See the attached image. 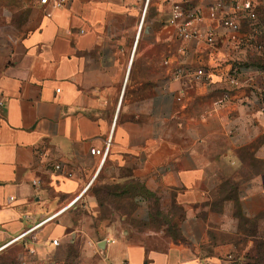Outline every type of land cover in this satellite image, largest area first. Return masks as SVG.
<instances>
[{"label": "crops", "instance_id": "1", "mask_svg": "<svg viewBox=\"0 0 264 264\" xmlns=\"http://www.w3.org/2000/svg\"><path fill=\"white\" fill-rule=\"evenodd\" d=\"M219 3L69 0L48 18L30 0L0 26V252L49 263L58 238L101 245L106 264H228L264 240V110L252 91L264 72L236 67L245 51L215 18ZM174 4L198 11L215 44L179 39ZM180 67L208 78L174 79ZM108 142L101 164L90 150ZM134 183L152 194L130 199L148 228L88 236L75 217L100 214L93 188ZM153 207L177 223L163 249L138 239L168 228L150 226Z\"/></svg>", "mask_w": 264, "mask_h": 264}, {"label": "rangeland", "instance_id": "2", "mask_svg": "<svg viewBox=\"0 0 264 264\" xmlns=\"http://www.w3.org/2000/svg\"><path fill=\"white\" fill-rule=\"evenodd\" d=\"M257 5L263 6L262 0H256ZM30 3V0H0V26H6L9 21L13 20L20 14V9ZM242 21V20H241ZM258 26L255 30H252L249 23L245 20L241 22V32L246 35V44L241 45L239 49L244 50L245 55L242 57L241 61L253 60L255 58L261 57L264 52V13H259L258 15ZM237 62V61H236ZM122 187H120L121 189ZM93 191L97 195L98 201L101 200L102 205L100 206L101 212L97 218H93L86 210H80L76 220L85 219L87 230L85 233L88 236H95L94 238L101 237L102 233L99 231L104 230V227L111 226L114 224L120 233L122 229L126 226H132L135 230L144 232L145 228L149 225H142L136 223L131 219V213L134 209V203L130 200V194H124L121 196H107V193L112 195V193L119 194L120 190H115L114 187L104 186L97 184ZM152 194L150 193V196ZM138 196V195H136ZM128 197V198H127ZM136 202V201H135ZM100 203V202H99ZM158 210V207H153L152 210ZM117 214V215H116ZM121 218H124L122 221ZM167 218L158 216L154 225L150 223L153 228H159L165 226V220ZM61 221L66 223V215L61 217ZM122 222V223H121ZM124 224V225H123ZM127 229V228H126ZM168 230V228H167ZM165 230L164 234L157 235L151 238H145L138 236V239L142 241L145 245L163 249L165 243L163 240L164 236L171 237L174 235L172 231ZM134 236V235H133ZM264 239V237H263ZM59 241V245L51 250V258L54 264H104V258L100 253V248L96 247L95 242L84 249L82 243H74L72 245H66L63 240ZM256 247H252L245 255H241V259L233 258L228 264H264V240L258 241ZM24 251L20 246H13L6 250L0 252V264H20V257L23 255ZM40 264V263H38ZM106 264V263H105Z\"/></svg>", "mask_w": 264, "mask_h": 264}, {"label": "built area", "instance_id": "3", "mask_svg": "<svg viewBox=\"0 0 264 264\" xmlns=\"http://www.w3.org/2000/svg\"><path fill=\"white\" fill-rule=\"evenodd\" d=\"M37 5L44 10L46 17H51L52 13L56 10L62 9L68 5L69 0H35ZM227 0H220L218 8L214 9L213 13L215 18L219 20L221 27L229 32L236 33L240 37L236 40L237 45L246 44L247 37L241 33V22L243 20L247 21L251 26L252 30L257 28L258 24V14L256 12L257 1L256 0H231L229 4L225 5L224 9H221V6H224V3ZM200 20V15L198 11H188L179 4H174L172 6L171 15L168 20V24L172 25L176 29V34L179 39L182 41H204L208 45H214L216 42V37L213 31H206L202 33L195 26V22ZM242 20V21H241ZM237 73V72H236ZM189 77L195 81L208 78V72L205 69L192 70L189 68L180 67L174 74L173 78L177 79L180 77ZM230 81L234 87H238L241 82L237 79L236 75L230 78ZM250 82V80H248ZM252 91L257 101L261 107L262 111L264 110V83L261 85H253ZM2 105V101H0ZM109 144L107 143L104 150H90L92 155L99 156L101 158V164L105 161L108 151ZM36 155L39 157L46 156L43 151H37ZM53 168L58 170L59 165H54ZM33 185H36V182H33ZM27 233H24L19 238H22ZM18 238V239H19ZM51 244L56 247L59 245L57 239H52ZM34 255L33 250H29L26 254L20 257L21 264H34L29 258Z\"/></svg>", "mask_w": 264, "mask_h": 264}, {"label": "trees", "instance_id": "4", "mask_svg": "<svg viewBox=\"0 0 264 264\" xmlns=\"http://www.w3.org/2000/svg\"><path fill=\"white\" fill-rule=\"evenodd\" d=\"M263 2V6L260 5H257V8H256V12L257 14L259 15V13H264V0H262ZM237 68H251V69H254V70H257L259 72H264V52L261 54V57L259 58H255L253 60H248V61H242L240 63H238L236 65ZM109 187H112V186H109ZM115 190H120L121 192L119 194H116V193H111L108 194L107 193V196H121V195H124V194H130V199L131 198H135L136 195L138 196H143V197H149L150 196V193L148 191H146L141 185L139 184H130L128 186H124L120 189V187H114ZM97 196V195H96ZM99 197H97L98 199ZM128 198V197H127ZM100 202V203H99ZM99 205L101 206L102 203H101V200L98 201ZM154 213V216H152V222L151 224L154 225V223L156 222V218L158 216H161L159 211L155 210L153 211ZM179 214V212H178ZM165 224L168 225V231H172V233L174 234L172 236V238L174 240H177L178 238V233H177V223L176 222H173L172 220H168L166 219L165 220ZM147 224H145L146 226ZM263 241V240H262ZM260 242L257 241L256 243V246L257 244H259ZM25 254V252L23 253V255ZM21 264V263H20ZM34 264H37V263H34ZM42 264V263H41ZM43 264H54V261H51L49 263H43Z\"/></svg>", "mask_w": 264, "mask_h": 264}, {"label": "water", "instance_id": "5", "mask_svg": "<svg viewBox=\"0 0 264 264\" xmlns=\"http://www.w3.org/2000/svg\"><path fill=\"white\" fill-rule=\"evenodd\" d=\"M99 248H102L101 245H98Z\"/></svg>", "mask_w": 264, "mask_h": 264}]
</instances>
